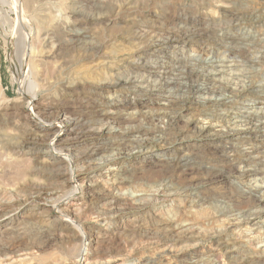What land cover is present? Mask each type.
<instances>
[{
  "label": "rangeland",
  "instance_id": "obj_1",
  "mask_svg": "<svg viewBox=\"0 0 264 264\" xmlns=\"http://www.w3.org/2000/svg\"><path fill=\"white\" fill-rule=\"evenodd\" d=\"M113 15L115 20L110 22L108 19L110 16L113 19ZM193 17L200 20L202 29L207 27L210 17L215 20L210 21V30L202 31L205 32L203 38L192 40V48L205 51L218 50L222 46L220 49L229 59L234 58L237 64L252 71L250 82L253 86L264 85V0H0V215H5L2 217L5 221L0 222V264H76L84 243L78 229L56 220L65 215L77 216L76 227L83 228L88 235V264L102 261L148 264L151 259L154 262L148 261L149 264H264L261 250H264V216L257 219L248 216V209L255 208V198L237 189L234 182L238 176L234 168L249 165L264 179V127L252 131L251 137L240 142L230 162L222 150L215 149L224 145L217 135L213 133L215 136L202 142L188 130L176 145H172L176 153L171 156L176 163L186 155L189 162L175 168L166 163L168 160L148 155L153 149L154 153H162L164 145L144 134L149 126L151 136L154 135L156 128L166 120L162 118L166 110L162 107V89L138 94L129 85L116 81L128 72L148 75L147 59L159 60L158 66L174 65L175 56L160 54L147 36L195 30L198 25L193 24ZM140 24L147 25L149 33L142 42L144 45L149 43L152 50L150 56L140 60L142 66L134 67L130 61L134 59V47L139 42L134 37ZM222 28L226 34L219 44L217 34L222 33ZM78 31L82 33L77 34ZM237 34L245 36L242 44L232 39ZM228 37L232 41L227 40ZM225 44L230 47L224 49ZM99 45L102 48L97 53ZM181 46L183 41L179 43ZM29 57L32 58L31 74H34L31 77L23 70L24 59ZM253 60L255 63L252 64ZM108 77H114L113 81L117 83H112L116 85L99 88ZM32 80L36 83L38 100L52 107V119L61 110H66L71 119H78L77 130L87 123L85 127L90 131L85 134L68 131L65 135L63 155L74 160L73 165L68 161L62 166L52 165L43 138L31 140L29 129L33 127V119L18 112V108L23 95L32 91ZM72 83L76 86H71ZM177 91H180L179 87L174 86L173 95H180ZM109 92L120 104L127 97L125 95L134 93L137 98L151 100L150 109L138 106L136 117L121 118V122H117L116 128L130 129L126 134H115L108 128L107 121H97L96 106L104 96L110 95ZM189 97L190 101L194 100ZM263 99L264 87L261 92L246 96L247 102H244L255 103L253 109L261 111ZM5 101H11L8 106L12 114H7L11 110L5 112L2 109ZM240 104L227 105V115L233 117L241 110ZM222 109L215 111L222 114ZM201 112L204 110L186 107L180 114V124L172 128L168 142L175 132L185 129L186 120L194 119L192 125L198 124ZM107 144L109 148L104 156L86 157L85 152L92 147ZM110 145L124 150L125 155L117 162H107L100 167L112 151ZM72 171L85 189L83 187L80 198L62 207L59 215L55 209L60 200L74 196ZM194 175L201 182L202 190L196 194H183V187L188 180L192 182ZM92 180L95 184L88 186ZM165 183L171 185L160 190L161 184ZM14 210L18 213L13 214ZM186 232L196 233V236L186 239L183 236ZM161 233L166 234L162 236ZM180 234L182 240L174 239Z\"/></svg>",
  "mask_w": 264,
  "mask_h": 264
},
{
  "label": "bare ground",
  "instance_id": "obj_2",
  "mask_svg": "<svg viewBox=\"0 0 264 264\" xmlns=\"http://www.w3.org/2000/svg\"><path fill=\"white\" fill-rule=\"evenodd\" d=\"M19 8V7H18ZM239 9V8H237ZM243 10V9H242ZM241 10V11H242ZM238 11V10H237ZM233 12V11H232ZM231 12V13H232ZM119 13V12H117ZM248 13V12H247ZM237 14V13H235ZM116 15V14H115ZM114 16V15H113ZM124 16V15H122ZM129 16V15H128ZM191 16V15H190ZM237 16V15H236ZM119 17V16H118ZM126 17V16H125ZM244 17V16H243ZM129 18V17H128ZM131 18V17H130ZM135 18V17H134ZM257 18V17H256ZM119 19V18H118ZM201 19V18H200ZM208 19V18H207ZM217 19V18H216ZM227 19V18H226ZM23 20V19H22ZM110 22L115 20V16L112 19L111 16L108 19ZM128 20V19H127ZM130 20V19H129ZM137 20V19H136ZM189 20V18H188ZM193 24L194 25H198V28L195 30H181L180 32H176L174 31V33L170 32L168 33V35H151L147 36L150 37V43L155 44L158 49L156 51H158L160 54H163L164 56H175V64L172 66H167V65H160L158 66L159 60H157L156 62L151 60V59H147V64L146 67L150 68L148 71V75H143L141 72L139 74H131V73H127L121 75L120 77L116 78L118 82H122L123 84L129 85L128 87H132L135 92H137L138 94H144V93H154L158 88L162 89V99H163V109L165 108L166 110H164V112L162 113L163 117L166 118L165 121H162L161 125L158 126L156 128V131L154 132V135L151 136V132L149 131V126L148 129H145V135L148 136V139H151V137H153L155 139V141H158L160 143H162L164 145V151H162V153H154V149L153 151H149L151 152V154H148L149 156L154 157V158H160L162 160V158L164 160H168L166 163H169L171 166H175L176 167H182V166H186L189 162V157H187L186 155L183 156L179 162L177 161L176 163L174 162L171 154L173 152H175V149L173 148L172 145H176L178 143V141H180V137L186 133L188 130L193 131L196 134L197 139H201L202 142H204L205 140L207 141V138H210V136L212 135H217V137H219V140L221 142H223V146H217L215 147L216 150H222V152L224 153V155H226L227 159L229 160V162L232 159V156L234 155L233 153H235V151L237 150V148H239V144L240 142H243L242 140L244 139H248L249 137H251V133L252 131H256L257 128H262L264 127V108L261 111L258 110H254L253 108L255 106H253V103H246L244 101L245 97L250 95V94H255L257 92H261V88L264 87L263 83L262 85H255L253 86L252 83L250 82V76L252 75V71L245 65H241V64H237L234 58H230L229 56H227L226 54L223 53L222 46L219 47L218 50H205V51H199L196 50L194 48L191 47L192 45V40L194 38H203L205 36V30H210V26L212 25L210 23L211 17L209 19V21L203 22L206 23L207 27L202 29L201 28V22L200 20H198V18H194L193 17ZM215 20V19H214ZM213 20V21H214ZM231 20V18H230ZM140 21V20H139ZM142 21V20H141ZM19 22V20H18ZM25 22V21H24ZM129 22V21H128ZM186 22V21H185ZM184 22V23H185ZM238 22V21H237ZM183 23V24H184ZM222 24V23H221ZM141 25V24H140ZM175 25V24H174ZM240 25V24H239ZM205 26V24H204ZM23 28V27H22ZM150 28V27H149ZM148 28V29H149ZM181 28V26H180ZM179 28V29H180ZM34 29V28H33ZM185 29V27H184ZM151 31V30H149ZM147 25L142 24L141 26L138 27V29L136 30L135 33V39L139 40V42L144 40V37L146 36L147 33ZM156 32V31H155ZM82 32L78 31L77 34H81ZM149 33V32H148ZM225 32L223 33V28H222V33L217 34V40H219V44H222L223 39L225 37ZM148 35V34H147ZM241 35H233L232 39L234 40H238V44L241 43V41H244L242 38L244 37H239ZM248 36V35H247ZM24 37V36H23ZM133 38V39H134ZM230 39L231 37H228L227 40ZM26 41L28 42V40L26 39ZM180 41H183V46L179 47V43ZM216 41V40H215ZM232 41V40H231ZM136 43V47H134L135 49V54H134V59L130 61L131 65H141L140 60H142L145 57L150 56V52L152 50V48H150L149 43L147 44V42L145 43V45L140 44V43ZM214 44V43H213ZM224 44V43H223ZM242 44V43H241ZM133 45V44H132ZM148 45V46H147ZM224 49L228 48L230 46L223 45ZM102 46L99 45L97 47V53L100 52ZM203 49V48H202ZM142 51V52H141ZM141 52V53H140ZM226 52V51H225ZM228 54V53H227ZM153 55V54H152ZM158 55V53H157ZM162 55V56H163ZM229 55V54H228ZM32 56V55H31ZM155 56V55H154ZM161 56V55H160ZM34 57V56H33ZM30 58V57H29ZM29 58L26 60L24 59V65H23V70L26 71L27 76H30L33 74H31L30 70V61L32 58ZM39 58V57H38ZM154 58V57H153ZM168 58V57H167ZM164 59V58H163ZM170 59V58H169ZM167 60V59H166ZM164 63V62H162ZM251 63H255V61H251ZM143 65V64H142ZM141 65V66H142ZM170 65V64H169ZM249 66V65H248ZM138 67V66H137ZM141 68V67H140ZM252 68V67H251ZM111 70V69H110ZM135 70V69H134ZM254 70V69H253ZM127 71V70H126ZM25 73V72H24ZM78 73V72H76ZM135 73V72H134ZM82 74V73H81ZM80 74V75H81ZM34 75V74H33ZM82 76V75H81ZM78 77H80L78 75ZM112 77V76H111ZM153 77V78H152ZM26 78V77H25ZM28 78V77H27ZM26 78V79H27ZM77 78V77H76ZM83 78V76H82ZM80 79V78H79ZM77 80V79H76ZM114 77L109 79H106L104 82H102L99 85V88L101 89H105V88H110L113 87L116 81H113ZM263 80V79H262ZM75 80H73L74 82ZM260 81V80H259ZM32 82V86L33 89L30 93H26L23 95L22 97V104L20 106V108H18V112L23 113L25 115H30L33 119V127H31L29 129L30 135H31V140L33 141H37L40 140L41 138H43V142L47 145L48 150L50 151V162L52 165H56V166H62V164L66 161L70 162L73 165V161L70 157L68 156H64V143L66 142L67 138H66V133L68 131H72L75 134H80L81 133H86L87 128L85 127L87 123H83L82 128L80 130L76 129V125H77V120H73L70 118V114L68 116V112L66 110H61L60 112H58L57 116L55 117V119H52L50 114L52 113V110L50 106L48 105H44L42 104L39 100H38V96L39 93L36 91V83L34 80L31 81ZM79 82V81H78ZM114 82V83H112ZM264 82V81H263ZM21 83V82H20ZM80 83V82H79ZM117 83V82H116ZM122 84V85H123ZM38 86V84H37ZM71 86H76L75 83H72ZM121 86V84H120ZM174 86L175 87H179L180 91H177L178 93L180 92V95H173L172 90L174 91ZM118 87V86H117ZM116 87V88H117ZM123 87V86H122ZM127 87V86H126ZM124 89H127V88ZM117 90V89H116ZM128 90V89H127ZM131 90V89H130ZM176 90V89H175ZM29 91V89H28ZM100 92V91H99ZM115 92V91H114ZM110 93V92H109ZM116 93V92H115ZM107 94V93H106ZM155 95V94H154ZM259 95V94H258ZM257 95V96H258ZM262 95V94H261ZM260 95V96H261ZM117 96V95H116ZM127 96L125 98V100H123V103L120 104L117 101V97L112 96L111 93L110 95L104 96L102 101H99V105L96 106L97 107V121L99 122V120L101 121H107L106 124L108 126V128L110 129V131L115 132V134L121 133V134H126V131L130 129H121L116 128L117 127V122L120 121L121 118H125L130 120L129 118L132 117H136V115L139 114V109H137L138 106H141L142 108H149V104L151 103V100H146L143 98H137L134 95H125ZM156 96V95H155ZM154 96V97H155ZM193 97V101H190V97ZM255 96V95H254ZM253 97V95H252ZM251 97V98H252ZM256 97V96H255ZM120 98V97H118ZM122 99V98H121ZM120 99V100H121ZM154 99V98H153ZM249 100V99H248ZM251 100V99H250ZM257 100V99H256ZM264 100V99H263ZM14 101V100H13ZM154 101V100H153ZM6 102V101H5ZM15 102V101H14ZM13 102V103H14ZM193 102V103H192ZM241 103L240 105H242V107L240 108L241 110L238 111L233 117H231L230 115H227L226 113V108L227 105L232 104V103ZM247 102V101H246ZM5 104V103H4ZM3 104V110H5V112H7L6 110H11V112H8L7 114H12V109L9 108L8 105H11V101L6 102V104ZM20 104V103H18ZM194 104V105H193ZM264 104V103H263ZM16 105V104H15ZM14 105V106H15ZM119 105H123V107H119ZM195 106V107H194ZM257 106V105H256ZM13 107V106H12ZM152 107V106H151ZM186 107H193L195 109H203L204 112H201L203 114L201 119H198V124L196 125H192V121H190V119L186 120V125H185V130L184 128L178 130L177 132H175L174 137L172 136L171 138H173L171 140V142L169 143V135L172 133L171 130L174 129V127L178 126L177 124L180 122L182 115L181 112L186 108ZM140 108V107H139ZM221 109L223 108V113L219 114L217 113V111H215V109ZM262 108V107H261ZM260 108V109H261ZM137 109V111H136ZM150 109V108H149ZM157 109V108H156ZM143 110V109H141ZM15 111V110H14ZM154 111V109H153ZM153 111L149 110V113H154ZM199 111V110H198ZM237 111V110H236ZM16 113V112H15ZM141 113V111H140ZM148 113V114H149ZM151 113V114H152ZM6 114V115H7ZM22 114V115H23ZM147 114V113H146ZM158 114V113H157ZM160 114V113H159ZM158 114V115H159ZM199 114V113H198ZM8 116V115H7ZM18 116V113H17ZM141 116V115H140ZM151 116V115H150ZM153 116V115H152ZM80 117V115H79ZM201 117V116H200ZM94 118V117H93ZM193 118V117H192ZM195 118V117H194ZM83 120V119H82ZM151 120V119H149ZM133 121V120H132ZM137 121V120H135ZM196 121V120H195ZM105 122H104V126H105ZM121 122V121H120ZM125 122V121H124ZM69 123V126H68ZM123 123V122H122ZM134 123V122H133ZM80 124V123H79ZM97 124V123H96ZM95 124V125H96ZM119 124V122H118ZM126 124V123H125ZM124 124V125H125ZM180 124V123H179ZM72 125L74 127H72ZM93 125V124H92ZM101 125V124H100ZM94 126V125H93ZM92 126V127H93ZM102 126V125H101ZM116 126V127H115ZM127 126V124H126ZM130 126V124L128 125V127ZM132 126V125H131ZM184 126V125H183ZM182 126V127H183ZM89 127V126H88ZM97 127V126H96ZM144 127V126H143ZM155 127V126H154ZM100 128V127H99ZM173 128V129H172ZM177 128V127H176ZM91 129V126L90 128ZM144 131V130H143ZM153 131V130H152ZM212 132V133H210ZM214 133V134H213ZM255 133V132H254ZM260 133V132H258ZM262 133V132H261ZM260 133V134H261ZM139 134V133H138ZM143 134V135H144ZM214 135V136H215ZM264 135V134H263ZM122 136V135H121ZM140 136V135H139ZM142 136V135H141ZM190 136V135H188ZM186 137V136H185ZM213 137V136H212ZM254 137V136H253ZM260 137V136H259ZM129 138V137H128ZM137 138V137H136ZM70 139V138H69ZM135 139V138H134ZM140 139V137H139ZM147 139V140H148ZM184 139V137H183ZM117 140V139H116ZM185 140V139H184ZM250 140V139H249ZM253 140V139H252ZM71 141V140H70ZM124 141V140H123ZM142 140H140L141 142ZM153 142V141H152ZM150 142V143H152ZM113 143V142H112ZM111 143V144H112ZM119 143V142H118ZM127 143V142H126ZM130 143V142H129ZM156 143V142H155ZM244 143V142H243ZM109 144V143H108ZM108 144L107 146H97V147H92L90 150L85 152V155H87L86 157H92V156H104V152H106L108 150ZM114 144V143H113ZM117 143H115L116 145ZM128 144V143H127ZM126 144V145H127ZM138 144V143H137ZM186 144V143H185ZM103 145V144H102ZM124 144V147L126 146ZM140 145V144H139ZM205 145V144H204ZM247 145V143H246ZM246 145H244L245 147H247ZM132 146V145H131ZM136 146V144H135ZM208 146V144H207ZM243 146V145H242ZM110 147L112 148V151L110 152V154L108 155L107 152L105 155L107 156L105 161L103 163H100V167L107 163V162H117L120 158H122L125 155L124 150H119L118 147L114 146V145H110ZM127 147V146H126ZM134 147V145H133ZM241 147V146H240ZM130 148V147H129ZM136 148V147H135ZM134 148H132L133 150ZM178 149V148H177ZM250 149V148H249ZM248 149V150H249ZM242 150V149H241ZM239 151V150H238ZM252 147H251V152H252ZM215 152V151H214ZM25 153V152H24ZM176 153V152H175ZM217 153V152H216ZM244 153V152H243ZM253 153V152H252ZM84 154V153H83ZM124 154V155H123ZM191 154V153H189ZM246 154V152H245ZM244 154V155H245ZM254 154V153H253ZM252 154V155H253ZM173 155V154H172ZM183 155V154H182ZM219 155V154H218ZM222 155V154H221ZM241 155V154H240ZM251 155V156H252ZM189 156V155H188ZM215 156V155H213ZM217 156V155H216ZM254 156V155H253ZM73 157V156H72ZM177 157V156H176ZM99 158V156H98ZM101 158V157H100ZM173 158V159H172ZM195 158V157H194ZM193 158V160H194ZM102 159V158H101ZM196 159V158H195ZM263 159V158H262ZM98 160V159H97ZM264 160V159H263ZM100 161V159H99ZM103 161V159H102ZM196 161V160H195ZM242 161V160H241ZM257 161V160H256ZM255 161V163H256ZM92 162V161H91ZM172 162V164H171ZM247 162V161H246ZM258 162V161H257ZM210 163V162H209ZM223 163V162H222ZM237 163V162H236ZM241 163V162H240ZM249 163V162H248ZM70 164V165H71ZM130 164V163H129ZM168 164V167L170 166ZM204 164V163H203ZM220 167H221V163ZM225 164V163H224ZM229 164V163H228ZM227 164V165H228ZM250 164V163H249ZM76 165V164H75ZM214 165V164H213ZM231 165V164H230ZM212 166V165H211ZM237 166V165H236ZM250 166V165H249ZM249 166H240V167H235L233 166V168L235 169V172L238 174L236 180L234 181L235 184L237 185V189H241L251 195H253V197L255 198V208L248 209V216L252 217L253 219H257L259 218L261 215L262 217L264 216V179L260 178L257 176V174L255 173L256 171L249 167ZM257 166V165H256ZM53 167V166H52ZM72 167V166H71ZM99 167V168H100ZM125 168V166H123ZM189 167V166H188ZM208 167H210L208 165ZM218 168L219 170L221 168ZM75 168V167H74ZM216 168V167H214ZM213 168V169H214ZM60 169V168H58ZM184 169V168H183ZM212 169V170H213ZM232 169V167H231ZM233 169V170H234ZM56 170V169H55ZM54 170V171H55ZM72 170V169H71ZM75 170V169H74ZM125 170V169H124ZM181 170V169H180ZM207 170V169H206ZM211 170V171H212ZM215 170V169H214ZM228 170V169H227ZM233 170H231L233 172ZM59 171V170H58ZM221 171V170H220ZM128 172V171H127ZM213 172V171H212ZM222 172V171H221ZM262 172V171H261ZM264 172V171H263ZM60 173V171H59ZM212 174V173H211ZM214 174V173H213ZM219 174V173H218ZM216 173V175H218ZM224 174V171H223ZM222 174V176H223ZM231 174V173H230ZM228 174V175H230ZM262 173H260L261 175ZM61 175V174H58ZM118 175V174H117ZM120 175V173H119ZM201 175V174H200ZM204 175V174H203ZM206 175V174H205ZM204 175V176H205ZM208 175V174H207ZM232 175V174H231ZM128 177V176H127ZM210 177V176H208ZM70 178V177H69ZM114 178V177H113ZM116 178V176H115ZM126 178V177H125ZM124 178V179H125ZM205 178V177H204ZM212 178V177H211ZM210 178V179H211ZM217 178V177H216ZM215 178V179H216ZM244 178H248L247 180H244ZM127 179V178H126ZM125 179V180H126ZM166 179V178H165ZM208 179V178H207ZM214 179V180H215ZM218 179V178H217ZM115 180V179H114ZM113 180V181H114ZM81 181V180H80ZM79 181V179L77 178V175L74 171L71 172V182H72V188H74L75 192H73L72 194H74V196L72 198L66 197V198H62L58 204V206L56 207L55 210H57V213L60 211H62V207L65 208L66 205L72 203L73 201L77 200L78 198L81 197L82 195V191H83V187L82 183ZM92 183H89L88 186H92L94 185L95 181L92 180ZM117 181V179H116ZM119 181V180H118ZM164 181V180H163ZM190 180H188V184H190L189 186L186 185V187H183V194H187V193H199L202 190V187L200 186L201 182H198V178L194 177L191 178V181L189 183ZM210 181V180H209ZM212 181V179H211ZM88 182V181H87ZM124 182V181H123ZM171 182V180H170ZM113 183V182H112ZM120 183V182H119ZM208 183V182H207ZM114 184V183H113ZM183 184V183H182ZM182 184L180 185V187L182 186ZM119 185V184H117ZM171 185V184H170ZM168 185V183L165 184H161L160 186V190H163V186L168 187L170 186ZM172 187H174L172 185ZM71 188V189H72ZM85 189V187H84ZM166 189V188H165ZM179 189V188H177ZM176 190V189H175ZM182 190V189H181ZM180 190V191H181ZM169 191V190H168ZM167 191V192H168ZM157 192V191H156ZM159 192V190H158ZM175 193V192H174ZM243 193V192H242ZM70 194V193H69ZM177 194V193H175ZM182 194V195H183ZM71 195V194H70ZM225 195V194H224ZM66 196V195H65ZM64 196V197H65ZM84 196V195H83ZM138 196V195H137ZM136 196V197H137ZM148 196V195H147ZM150 196V195H149ZM167 196V195H166ZM223 196V195H222ZM192 197V196H190ZM227 197V196H226ZM156 198V197H155ZM199 198V197H198ZM220 198V197H219ZM150 201V200H149ZM154 201V200H153ZM222 201V200H221ZM148 203V202H147ZM22 204V203H21ZM26 204V203H24ZM152 204V203H151ZM143 205V203H142ZM8 206V205H7ZM226 206V205H225ZM10 207V206H9ZM232 207V206H231ZM228 206V208H231ZM234 207V206H233ZM7 208V207H6ZM21 208V207H20ZM69 208V206H68ZM224 208V207H223ZM226 208V207H225ZM11 209V208H9ZM13 210V208H12ZM67 210V208H66ZM69 210V209H68ZM236 211V210H235ZM242 211V210H241ZM240 211V212H241ZM244 211V210H243ZM4 212V211H1ZM234 212V211H231ZM13 214L18 213V210H14L12 212ZM76 213V212H75ZM7 214V213H6ZM62 212L59 214L61 215ZM240 214V213H239ZM4 214L0 215V222H4L5 219H3ZM5 216V215H4ZM7 216V215H6ZM66 217H62L59 216L56 220L59 222L64 223L65 225H70L73 226L74 228L78 229V231H80V236L83 240V247L78 255L76 264H88V248L89 246V242H88V235L87 233L84 231L83 228L81 227H76L77 225V220L76 217L70 216V215H65ZM227 216V215H226ZM9 217V216H8ZM233 219V218H232ZM249 219V218H248ZM243 220V219H242ZM241 220V221H242ZM246 219L244 218L243 221H245ZM250 222V221H249ZM171 223V222H170ZM177 223V222H176ZM188 223V222H187ZM227 223V222H226ZM256 223V222H254ZM190 224V223H189ZM231 224V223H230ZM245 224V223H244ZM261 224V223H260ZM140 225V224H139ZM181 225V224H180ZM184 225V224H183ZM258 225V224H257ZM178 226V225H177ZM176 226V229H177ZM248 226V225H247ZM189 227V226H188ZM234 227V226H233ZM232 227V228H233ZM241 227V226H240ZM46 228V227H45ZM187 228V227H186ZM228 228V227H227ZM249 228V227H248ZM179 229V228H178ZM177 229V230H178ZM183 229V228H182ZM189 229V228H188ZM242 229V228H241ZM252 229V228H251ZM264 229V228H263ZM47 230V229H46ZM45 231V230H44ZM169 230H165V232L168 233ZM185 231V229H184ZM46 232V231H45ZM178 232V231H177ZM191 232V230H190ZM193 232V231H192ZM4 233V230H3ZM150 233V231L148 232ZM48 234V232H47ZM51 234V233H50ZM163 233H161L162 235ZM166 234V233H165ZM163 234V235H165ZM170 234V233H169ZM41 235V234H40ZM43 235V234H42ZM162 235V236H163ZM196 233H184V238L186 239H193ZM171 236V235H170ZM181 234L177 235V237L175 236L174 239H179L182 240L183 237ZM40 237V236H39ZM167 237V235L165 236ZM170 238V237H169ZM173 238V237H172ZM42 239V238H41ZM173 239V240H174ZM45 240V239H44ZM90 241V240H89ZM165 241V240H164ZM172 241V240H170ZM176 241V240H175ZM220 241V240H219ZM43 242V241H42ZM177 242V241H176ZM179 242V241H178ZM199 242V241H198ZM222 242V241H220ZM171 243V242H170ZM173 243V242H172ZM191 243V242H190ZM196 243V242H195ZM219 243V242H218ZM92 244V243H91ZM217 244V243H216ZM228 244V243H227ZM44 245V244H43ZM89 246V247H88ZM1 247V246H0ZM229 247V246H228ZM227 248V247H226ZM235 248V246H234ZM216 249V248H215ZM228 250V249H227ZM262 253H264L263 248L261 249ZM232 251V250H231ZM4 252V251H3ZM217 252V251H216ZM221 252V251H220ZM261 252H259L256 255H258V258L261 256L260 255ZM221 254V253H220ZM227 254V253H226ZM225 255V254H224ZM255 255V256H256ZM218 256V255H217ZM230 256V255H229ZM232 257V256H231ZM252 257V256H251ZM254 257V256H253ZM151 258V257H150ZM264 258V257H263ZM143 259V258H142ZM145 259V258H144ZM147 259V258H146ZM230 259V258H229ZM145 261V260H144ZM153 261L151 260H148ZM147 261V263L149 264V262ZM103 262V261H102ZM100 262L99 264H113L111 261L106 263H102ZM138 262V261H137ZM154 262V261H153ZM151 262V263H153ZM186 262V261H185ZM146 263V262H145ZM138 264H140V262H138Z\"/></svg>",
  "mask_w": 264,
  "mask_h": 264
}]
</instances>
